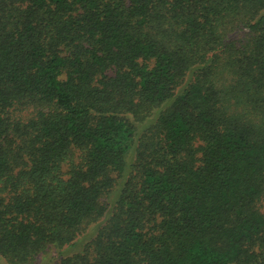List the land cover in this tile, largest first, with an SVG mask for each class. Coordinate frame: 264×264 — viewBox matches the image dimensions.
Here are the masks:
<instances>
[{"label":"trees","instance_id":"obj_1","mask_svg":"<svg viewBox=\"0 0 264 264\" xmlns=\"http://www.w3.org/2000/svg\"><path fill=\"white\" fill-rule=\"evenodd\" d=\"M264 264V0H0V264Z\"/></svg>","mask_w":264,"mask_h":264},{"label":"rangeland","instance_id":"obj_2","mask_svg":"<svg viewBox=\"0 0 264 264\" xmlns=\"http://www.w3.org/2000/svg\"><path fill=\"white\" fill-rule=\"evenodd\" d=\"M47 262L45 260H40L38 264H46Z\"/></svg>","mask_w":264,"mask_h":264}]
</instances>
